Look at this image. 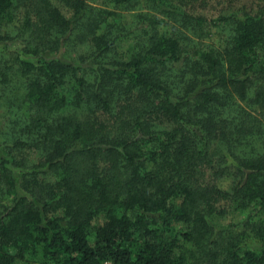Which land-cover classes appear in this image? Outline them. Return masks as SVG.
I'll return each mask as SVG.
<instances>
[{
  "label": "trees",
  "instance_id": "1",
  "mask_svg": "<svg viewBox=\"0 0 264 264\" xmlns=\"http://www.w3.org/2000/svg\"><path fill=\"white\" fill-rule=\"evenodd\" d=\"M232 207L264 213V0H0V264H264Z\"/></svg>",
  "mask_w": 264,
  "mask_h": 264
},
{
  "label": "rangeland",
  "instance_id": "2",
  "mask_svg": "<svg viewBox=\"0 0 264 264\" xmlns=\"http://www.w3.org/2000/svg\"><path fill=\"white\" fill-rule=\"evenodd\" d=\"M246 0H242V3L244 4ZM213 4V5H212ZM212 5V6H211ZM235 5H242L239 1H235L233 3H230L228 1H220L214 3V1H210V4H208L205 8V11L209 13L208 16L215 17L217 15V11H232L234 9ZM109 22L117 23V24H128L131 21L130 14L125 12L123 9H118L117 14L114 16H111L109 19ZM214 41L219 40L218 36H215ZM133 41L126 40L125 42H122V49L121 53L123 55V58L126 57V54L128 50L132 48ZM122 55H120L122 57ZM218 186L222 189L228 190L231 186V178L228 176H224L217 182ZM262 220L264 221V213H261L260 211L256 213L255 209H237V208H229L227 210V213L224 215H213L212 217H209L210 221L213 224L222 225L223 227H227L230 230L236 231V230H242V226L240 225L243 223V221L248 220ZM100 221V218L93 220L92 225L98 223ZM249 240L247 239V242Z\"/></svg>",
  "mask_w": 264,
  "mask_h": 264
},
{
  "label": "built area",
  "instance_id": "3",
  "mask_svg": "<svg viewBox=\"0 0 264 264\" xmlns=\"http://www.w3.org/2000/svg\"><path fill=\"white\" fill-rule=\"evenodd\" d=\"M103 264H112L111 262H109V261H106V262H104Z\"/></svg>",
  "mask_w": 264,
  "mask_h": 264
}]
</instances>
